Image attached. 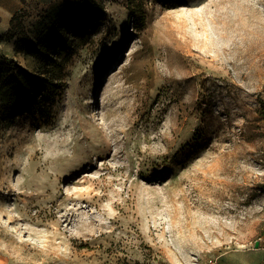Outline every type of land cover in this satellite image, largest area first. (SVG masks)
Returning <instances> with one entry per match:
<instances>
[{
  "label": "rangeland",
  "instance_id": "1",
  "mask_svg": "<svg viewBox=\"0 0 264 264\" xmlns=\"http://www.w3.org/2000/svg\"><path fill=\"white\" fill-rule=\"evenodd\" d=\"M1 65L58 88L0 117V264L264 244V0H25Z\"/></svg>",
  "mask_w": 264,
  "mask_h": 264
},
{
  "label": "trees",
  "instance_id": "2",
  "mask_svg": "<svg viewBox=\"0 0 264 264\" xmlns=\"http://www.w3.org/2000/svg\"><path fill=\"white\" fill-rule=\"evenodd\" d=\"M127 1L130 4L135 3L136 0ZM98 8L102 10L99 5ZM131 12L134 13V11ZM57 88V84L48 77L27 72L22 68L6 69L1 65L0 117L9 119L34 108L42 114H47L49 107L54 103Z\"/></svg>",
  "mask_w": 264,
  "mask_h": 264
},
{
  "label": "crops",
  "instance_id": "3",
  "mask_svg": "<svg viewBox=\"0 0 264 264\" xmlns=\"http://www.w3.org/2000/svg\"><path fill=\"white\" fill-rule=\"evenodd\" d=\"M25 0H0V33L8 30L12 17ZM209 264H264V244L245 246L222 253Z\"/></svg>",
  "mask_w": 264,
  "mask_h": 264
},
{
  "label": "water",
  "instance_id": "4",
  "mask_svg": "<svg viewBox=\"0 0 264 264\" xmlns=\"http://www.w3.org/2000/svg\"><path fill=\"white\" fill-rule=\"evenodd\" d=\"M254 247L255 248H258L259 247V242L258 241L255 242Z\"/></svg>",
  "mask_w": 264,
  "mask_h": 264
}]
</instances>
